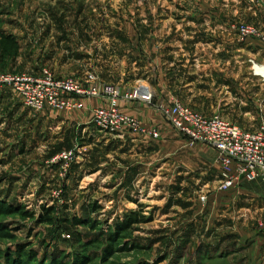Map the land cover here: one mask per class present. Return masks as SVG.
I'll return each mask as SVG.
<instances>
[{
  "label": "rangeland",
  "instance_id": "1",
  "mask_svg": "<svg viewBox=\"0 0 264 264\" xmlns=\"http://www.w3.org/2000/svg\"><path fill=\"white\" fill-rule=\"evenodd\" d=\"M256 7L254 0H0V73L39 76L46 70L55 79L113 85L122 94L147 87L152 105L122 99L120 111L123 104L141 103L172 127L158 107L177 101L254 130L264 124V80L254 67L264 66V45L241 39L234 27L255 25ZM173 82L177 91L196 90L200 108L181 95L165 98L161 88ZM93 100L103 102L97 108L108 106ZM97 108L81 125L84 108L49 117L0 89V205L18 211L0 214V264L246 261L245 251L256 243L247 239L260 229L263 236L264 223L251 217L240 222V209L224 206L230 191L216 189L218 151L190 142L194 155L212 157L208 172L196 162L160 172L128 141H157L158 129L124 113L159 137L102 132L93 125ZM217 202L209 222V207ZM44 208L53 209L50 224L41 222ZM136 213L143 222L124 239L111 240L119 223ZM75 219L94 228L75 226ZM208 226L215 229L212 239ZM24 253L30 257L23 260Z\"/></svg>",
  "mask_w": 264,
  "mask_h": 264
},
{
  "label": "built area",
  "instance_id": "2",
  "mask_svg": "<svg viewBox=\"0 0 264 264\" xmlns=\"http://www.w3.org/2000/svg\"><path fill=\"white\" fill-rule=\"evenodd\" d=\"M240 38H253L264 45V22L260 25L241 24L234 27ZM263 80L264 78L261 77ZM0 89L9 90L22 104L35 112L46 109L77 111L84 108L86 100L104 99L107 107L97 108L93 114V125L109 133H149L158 138L156 131H147L138 120L122 113V99L139 100L152 105L154 94L147 87L122 94L113 85L91 83L83 85L77 80L55 79L48 71L41 75H4L0 73ZM164 118L191 143H202L215 148L218 155L219 174L216 189L231 191L244 182H255L264 178V124L256 129L243 127L227 121L222 116H207L191 107L174 102L158 107ZM72 155H62L69 160ZM206 202L207 198H201Z\"/></svg>",
  "mask_w": 264,
  "mask_h": 264
},
{
  "label": "crops",
  "instance_id": "3",
  "mask_svg": "<svg viewBox=\"0 0 264 264\" xmlns=\"http://www.w3.org/2000/svg\"><path fill=\"white\" fill-rule=\"evenodd\" d=\"M257 3L256 12H254L255 17L252 22L255 25H259L264 22V0H254ZM256 74V73H255ZM257 77H259L256 74ZM178 83L173 82L166 87H162V95L167 98L168 100L179 98L180 96L185 102L188 104H192V106L200 108L199 100L194 102L195 98H198V93L196 90L183 87V89H178ZM158 92V90H157ZM10 94V93H9ZM186 94V95H185ZM184 95L186 97H184ZM104 105L100 100H93L89 99L85 102V107L82 111V114L79 116L78 122H81V125H87L88 121L84 122L86 119L92 116V112L98 106ZM46 114L50 117V113H53L52 109H46ZM122 111L128 115H131L135 118H138L145 126L152 127L158 129L160 133V139L154 141L148 137H139V138H128L129 143L134 148H139L141 153H144L142 156H146L149 158L151 163H153L154 167L158 169V171L162 172L161 170L164 168H168L169 166L174 165L173 163L178 164H195L202 163V167L199 170L202 171V174H206L207 169L206 166H210L212 163V157L208 155H194L193 146H191L190 141L185 139L182 135H180L176 130H174L160 115L156 109H153L149 106H144L141 103H129L122 105ZM95 137V135H93ZM97 138V136L95 137ZM120 140V139H119ZM123 141V138L120 140ZM218 155H216L215 166H217ZM186 162V163H185ZM172 164V165H171ZM187 168V167H186ZM188 169V168H187ZM189 170V169H188ZM219 174V168L217 169V177ZM216 177V178H217ZM215 178V179H216ZM216 192V191H215ZM218 193V192H217ZM228 202H225V207H233L240 209V215L242 217L241 221H247L251 217V221L253 220L258 222L260 225L264 223V178H260L255 182H244L241 185L232 189L229 193ZM222 202V201H220ZM218 202L209 207V222H211V218H213V213L216 212V207L218 206ZM221 208V207H220ZM245 218L247 220H245ZM250 220V219H249ZM249 222V221H247ZM206 233L209 235L210 239L213 238V234H215V229L210 226L206 227ZM260 232V233H259ZM256 234H252L257 236L250 237L247 240H256V243L252 248L248 251H245L244 258L246 261H240L238 264H264V248H260L262 242H264V235L262 229ZM209 233V234H208ZM234 238V237H233ZM244 237H242L243 240ZM256 238V239H252ZM259 240V241H258ZM212 250V249H210ZM209 250V251H210ZM208 255L209 258H212L213 252L210 251ZM217 256L222 258L220 253H215ZM245 262V263H244Z\"/></svg>",
  "mask_w": 264,
  "mask_h": 264
},
{
  "label": "trees",
  "instance_id": "4",
  "mask_svg": "<svg viewBox=\"0 0 264 264\" xmlns=\"http://www.w3.org/2000/svg\"><path fill=\"white\" fill-rule=\"evenodd\" d=\"M17 212L18 211H16L15 209L9 208L7 206L0 205V214L1 215H11V214H15ZM20 213H24V211H20ZM52 215H53V209H46V208H44L43 213L41 214V218H42L41 219L42 220L41 222H43V223H49L50 224L52 222L51 221L52 220L51 219L52 218ZM26 216L33 218L34 217V214L27 213ZM87 222H89V221H87ZM141 222H143V219H141V217H139V214L136 213L133 216L127 215L125 217L124 221L122 223H119V226H118L119 227V229H118L119 231H118V233L116 232L115 234H112L111 235V240H115L117 238L118 239H124L125 236H126L124 234H126L128 231H130V229L132 228V225L133 224H140ZM73 224L75 226H80V225L87 224V226H89V228H94L91 222L84 223L82 221H79L78 219H75L73 221ZM21 257H22L23 260H25V259H28L30 257V255L24 253Z\"/></svg>",
  "mask_w": 264,
  "mask_h": 264
},
{
  "label": "bare ground",
  "instance_id": "5",
  "mask_svg": "<svg viewBox=\"0 0 264 264\" xmlns=\"http://www.w3.org/2000/svg\"><path fill=\"white\" fill-rule=\"evenodd\" d=\"M255 69H256V71H257V69H259V72L257 71L256 74H257L259 77H263V78H264V66L260 67V66L256 65V66H255Z\"/></svg>",
  "mask_w": 264,
  "mask_h": 264
},
{
  "label": "water",
  "instance_id": "6",
  "mask_svg": "<svg viewBox=\"0 0 264 264\" xmlns=\"http://www.w3.org/2000/svg\"><path fill=\"white\" fill-rule=\"evenodd\" d=\"M255 65H256V64L254 63V67H255Z\"/></svg>",
  "mask_w": 264,
  "mask_h": 264
}]
</instances>
